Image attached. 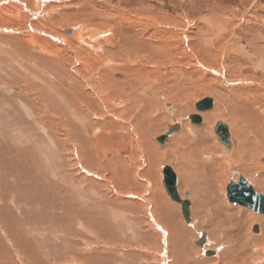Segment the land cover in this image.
Here are the masks:
<instances>
[{
	"label": "rangeland",
	"instance_id": "rangeland-1",
	"mask_svg": "<svg viewBox=\"0 0 264 264\" xmlns=\"http://www.w3.org/2000/svg\"><path fill=\"white\" fill-rule=\"evenodd\" d=\"M124 22L139 31L154 25L158 30L149 31L158 36L163 32L170 42L161 54L144 50L142 57L154 59L147 72L128 74L130 87H138L139 108L128 109L130 97L120 91L106 102L100 91L112 84V77L107 81L108 75L100 76L102 58H94L89 44L78 42L90 30L105 33L100 42L109 33L116 42L124 43L125 36L135 41L134 33L122 31ZM69 29H76L80 39L70 38ZM116 47L107 44L105 52ZM112 55L125 64L139 60ZM121 79L116 75L115 80ZM89 88L96 91L89 93ZM205 98L213 99L214 107L198 112L195 104ZM193 112L214 113L211 127L228 124L232 148L227 150L214 132V153L200 139L189 142L185 136L190 130L206 127L190 122ZM259 118H264V0H0V162L10 170L7 161L24 154L25 160L15 162L25 166L19 176L38 189L44 180L54 183L62 196L56 204L66 199L70 209L84 206L81 210L93 212L94 227L111 228L108 236L98 228L89 234L88 248L77 234L61 235V242L52 235L34 236L37 240L16 235L24 226L16 223L15 228L14 222L9 225L15 231L12 237L0 219V264H59L90 250L119 253L116 264H160L152 257L162 246L170 253L184 248L193 264H221L218 255L233 246L230 238L243 248L238 260L229 263L264 264V215L226 197L227 185L240 175L264 195V120ZM176 123L182 131L160 144L157 138ZM244 126L256 144L233 156L239 143L249 142ZM238 127L245 134L239 136ZM77 134L92 137L90 166L72 153L79 140L70 135ZM169 165L180 169L179 192L194 205L190 222L165 191L162 169ZM184 191L192 192V198ZM223 211L238 221L230 222ZM256 225L259 231L254 233ZM201 234L208 237L202 249L196 245ZM250 237L257 238L256 247ZM204 250L215 253L205 255ZM258 252L263 254L255 261ZM248 253L253 255L250 262Z\"/></svg>",
	"mask_w": 264,
	"mask_h": 264
},
{
	"label": "bare ground",
	"instance_id": "bare-ground-1",
	"mask_svg": "<svg viewBox=\"0 0 264 264\" xmlns=\"http://www.w3.org/2000/svg\"><path fill=\"white\" fill-rule=\"evenodd\" d=\"M108 25H107V27H108V30H109L111 28V25H109V26ZM121 27H122V31L125 32V33L126 32L134 33L135 41H131L132 38H129V37L125 36V38L127 40H129V41L124 40V43H122L121 41H117L116 42V38L112 34L109 33L108 36L105 39H103L102 42H100L101 36L104 35V37H105V33L104 32L103 33L94 32L93 30H90V31L88 30L89 32H87L88 33V38L87 39H85V38H81L80 39V35H79V33H78V31L76 29H69V33H70L69 36L72 39H76V40L80 39L78 42L81 43V44H85V43L89 44L90 45V46L88 45V47L90 48L89 52L92 53L94 56H96L94 58H102L101 61H98L97 59L96 60L100 64L101 63H103V64L105 63L104 64V71H103L102 74H100V76L108 75L107 78L105 77L107 79V81H108V78H110V75L112 77V84L110 86L103 87L104 90L100 91V95H102V97L104 99H106V102L110 103L112 98L116 97L115 94H119L118 91H120V93H124L126 96L130 97V98H128V99H130V101H129L130 106H128V109H129V107L130 108L131 107H138L139 108L138 104H136L137 102L140 103V101H141L140 95L138 96L136 94V89L138 87L136 86L137 87L136 89H134L133 87H130V85L128 84V82H129L128 74L137 75L138 72H142V71L143 72H147L149 67L151 66V64L153 65V60L154 59L152 57H150L149 55H147L145 57H142L143 53L145 51H147L149 53L155 52V53H158V54L160 53L161 54V52L164 50V48L168 49V47H170L169 46L170 42H166L167 38H166V36H165V34L163 32H162L163 35H159L158 36V34H156V33L152 34L149 31L150 28H156V30H158V28L155 27L154 25L149 26V27H148V25L144 26V30L141 29V31L136 30L134 28V26L132 27V25L130 23H128V22L127 23L124 22L123 24H121ZM112 43H114L115 46L117 44V47H116L117 49L115 50L114 48H112L114 50L110 51L109 53L105 52V50L109 49V48H107V44L111 46ZM117 52L120 53L122 58H125L126 60H130L131 57H136V58L138 57L139 60L138 61H134V62H129V63L127 62V64H125V62L120 60L121 58H119V57L118 58L117 57L114 58L113 57L112 54L113 53L115 54ZM101 54H103V55H101ZM88 56H89V54H88ZM91 56L92 55H90L89 57H91ZM155 63H158V61H155ZM109 65H110V67H109ZM134 66H136V67H134ZM150 71H152V69H150ZM116 75L117 76L118 75L122 76V78H123V80L121 79L122 83H120V81L115 80ZM135 75H133L134 79H136ZM134 79H131V80L133 81ZM126 83L129 86H127ZM144 83H145V81H144ZM118 84H121V86H118ZM74 86L75 85H73V87ZM126 87H128V91H124V89ZM92 90H93V92L91 91V89L87 90V91L89 93H94L96 91V90H94V88ZM150 96H151V94H150ZM132 98H134L133 101H132ZM72 99L73 100L77 99V97L72 96ZM113 100H115V98ZM143 100H145V99H143ZM212 101H213V106H212V108H213L215 102H214L213 99H212ZM67 102H68V105H69V101H67ZM83 104H84V106L89 107V105L86 104V102H83ZM123 106L126 108V106L124 105V102H123ZM198 112H193V114H191V115L200 116L201 122H199L197 124L199 125L200 123L201 124L205 123L206 124L205 128L208 129L209 132H211V135L213 134V132L216 135L215 130H214L216 122H215V124L212 125V127L209 126L212 123V121L215 119L216 115L214 113H211V114L203 116V115H201ZM202 112H205V111H202ZM262 119L264 120V118H259V120H262ZM194 125H196V124H194ZM174 126H179V128L175 132L171 133V135L168 138L173 137L174 135H176L180 131H182L181 130L182 126H180V124L176 123V124H174ZM246 126L242 127V129L246 128L245 130L247 131L246 132L247 134H245V132L240 127L236 128V131H237L238 135H239V133L243 132L245 134L244 139L246 141L248 140L249 142L247 141L248 143H245V144L243 142L239 143V145L236 147V151L233 153L234 154L233 156L237 155V157H238V155L249 151L248 148L252 147V145L255 143L254 141L256 139L253 138V140H252L253 142H252L251 138L248 136V131H249L248 128H249V126H247L248 128ZM226 127H227V130H228V133H229V137H230V145L228 147H226V149L228 150V149L232 148L234 141H233V138H232L231 129L229 128L228 124L226 125ZM167 129H169V127ZM210 129H211V131H210ZM70 136H71L73 141H76V139L79 140L78 148L76 150L75 149L72 150L73 155L80 156V159L83 160V162L85 164L87 163L89 166H90V164H93L92 163L93 161H91V159L93 158L92 157L93 153L91 152V147H90V145L88 143V142H90L91 146H93L92 145V142H93L92 141V137L87 138V136L84 137V136H82L80 134L73 135V136L70 135ZM165 141H166V139H165ZM217 141H219V140H217ZM0 145L2 146V144H0ZM13 146L14 147H12V148L14 149V151H19L20 148L18 146H16V145H13ZM29 154H30V152H29ZM10 155H12V154H10ZM4 156H6V155L4 154ZM24 156H25L24 154L20 155L17 158H15L13 156L14 157V161L12 163H9L7 161V166H10V167L12 166V168L10 170H13L14 173H11L12 171H10L8 168H6V166H4V165H6L4 163V161H3V164L0 162V205L2 207L7 208L6 210H4L3 208H0V219L4 223L3 226L8 228L6 230L9 231V234L12 237H14L13 235L15 234V231L13 230V227H11L9 225L13 224V222L15 223V228H16V223L19 224L20 226L21 225L24 226L23 229L21 230L23 232H19L16 235L22 234L23 236H27L26 234H28V235H30V237H34L35 236L37 238L40 237L41 234H42V237H45L46 235H48V236L52 235V237L54 239L53 240L54 242H61V240H59V239H62L61 235H64V236H72L73 235V236L76 237V234H77V235H79L78 237H81L82 241H84L88 245V248L91 245V243L89 242L90 241L89 234L93 235L94 234L93 233L94 230H98L99 229L106 236H108V234L110 233L111 228H108L107 226H105L103 224H97V226L94 227V221L92 220V218L90 216V215H92L93 212H90V211L87 212V210H81V207L83 208L84 206L75 205L77 209H70L68 204H67V202H66V199L63 200L64 204H56V202H55L56 198L58 199V198H60L62 196L59 194V192L55 191V189H54L55 187L51 186V185L54 184L53 182H52L53 184H50V183L48 184L44 180V182H41V183H44V185L42 186L41 189H38V188L34 187V184H33L31 179L25 178L24 176H19L18 173L22 172V168L25 170V166L20 165L22 167L21 168L15 162L18 159H21V157H22V159H21L22 161L25 160ZM5 161H6V159H5ZM168 167L175 174L176 187H177V191L179 193L180 199L187 200V199H185V198H183L181 196V194L179 192V189H178L179 187L177 185V183L180 182V177H179V174H178L180 169L179 170H177L178 168L174 169L170 165ZM83 169H85V168H83ZM87 171L88 170H86L85 172H87ZM49 176L52 179H54V180L58 179V177L56 176V174L53 171L49 172ZM162 176H163V174H162ZM259 179H260V177L257 179L258 182H259ZM232 181H234V180H232ZM235 182H237V181H235ZM45 183L47 184V186H46ZM253 189H254V187H253ZM184 196H188V192H184ZM175 203H178V202H175ZM190 204H191V201H190ZM231 204H234V203H231ZM192 207H194V205L193 206H191V205L189 206L190 218H189V220L187 222H190L191 220H193L194 215L192 213ZM83 209H85V207ZM219 210H222V208L218 209L217 211H219ZM181 213H182V210H181ZM222 214H223V216L225 218H227L232 223L235 220V218H237V217L234 218V216H232V214H230V215L226 214L225 211H223ZM78 219L80 221H78ZM236 220L238 221V218ZM253 220L254 221H260V219L257 218V217H254ZM226 221L227 220L223 221L224 222L223 224H226ZM84 223H86L88 225L87 228L84 225ZM108 223L109 222H106V225H108ZM227 224H230V223H227ZM109 225H110V223H109ZM109 227H111V226H109ZM254 228H255V226H254ZM254 228H252L253 232L255 230ZM258 229H259V226H258ZM258 229L256 230V232L259 231ZM110 236H111V234H110ZM202 236L205 237V242H203L204 244L202 243L203 245L201 247L197 244V242H200L201 239H199V241L196 242V245L198 247H200L201 249L204 248V246L206 245V243L208 241V237H207L206 234H201V237ZM37 238H35L34 240H37ZM263 239H264V237H263ZM228 240L233 243V246L220 252V254L218 255L217 259L220 260L221 264H231L232 262L229 263L230 259H233L232 261L235 262V260H238L239 256L242 254L241 253L242 252V248H243L242 245H241L242 243L240 244V242H238L239 244H237V243H235L236 241L232 240L231 238L228 239ZM241 240H243V239H241ZM256 240H257V238L252 237L250 239V244L252 243V245L255 246V244L257 243ZM243 243H244V246H245V242H243ZM246 243H248V242H246ZM77 245H80V243L77 244ZM86 247L87 246H85V248ZM95 247H96V245H95ZM160 249L161 250L159 252V255L158 256L156 255L157 257H155L153 255V257H152V259H156L155 261H157L160 264H193L192 262H193V258L194 257H189L187 252L185 250H183L184 248H180L179 250L171 251V253L170 252H166L165 249H164V246L160 247ZM73 250H74V248H73ZM244 250L247 251L248 249H245V247H244ZM260 250L264 251V247L262 249H260ZM103 251L104 250H98L96 252H93V251L90 250V251H88V253H86L87 251L85 253L83 251H80V252L78 251V252L74 253L73 256H71L72 259L69 258V257H65V258L60 259L59 260L60 261L59 264H116L117 258L121 257V255L119 253H117L118 254L117 256H115V255H113V256L103 255V253H101ZM208 253H209L208 251L204 250V254L205 255L208 254ZM214 253H215V250H214V252H212V254H214ZM193 254H195V253H193ZM261 254H263V253H261ZM261 254H259V252H258L255 255L256 256L255 261L257 259H259V256ZM208 255H210V254H208ZM248 255H249V253H248ZM250 256H253V255H249V257ZM245 257H248V256H245ZM249 257L247 259H249ZM3 258H4V256H3ZM203 260L204 259L202 258V261ZM250 260L252 261L251 257L249 259V262H250ZM239 264H247V262L246 263L242 262V263H239Z\"/></svg>",
	"mask_w": 264,
	"mask_h": 264
},
{
	"label": "water",
	"instance_id": "water-1",
	"mask_svg": "<svg viewBox=\"0 0 264 264\" xmlns=\"http://www.w3.org/2000/svg\"><path fill=\"white\" fill-rule=\"evenodd\" d=\"M213 106V101L211 98H205L195 104L197 111L202 112L211 109ZM190 122L192 124H197L201 122V118L198 115H190ZM179 126H171L168 131L161 137L157 138V141L162 144L165 139H167L171 133L178 130ZM217 139L225 147L230 145V137L226 125L222 122H218L214 127ZM163 173V185L167 195L174 202H178L181 206L182 215L186 221L190 218L189 206L190 202L188 200L180 199L179 193L176 187V177L173 171L168 166H164L162 169ZM226 196L230 203L238 204L243 207H247L257 214L264 215V195L255 192L253 187L243 178L242 175L239 176L238 181H231L226 187ZM254 232L258 229L255 226ZM204 236V235H203ZM200 237V242L197 244L201 247L205 242V237ZM203 243V244H202ZM208 254H212L209 252Z\"/></svg>",
	"mask_w": 264,
	"mask_h": 264
},
{
	"label": "crops",
	"instance_id": "crops-1",
	"mask_svg": "<svg viewBox=\"0 0 264 264\" xmlns=\"http://www.w3.org/2000/svg\"><path fill=\"white\" fill-rule=\"evenodd\" d=\"M200 125H201V123H200ZM201 128H196V129L190 130L189 131L190 133L188 134V136H185L186 139H189V142H191V141H193L195 139L196 140L200 139V141H201L200 144H203L205 147L208 146V145H210V146L207 147V149H210L214 153V150H215L216 146L214 144V141H213V138H212L211 133L205 127L202 128V129ZM190 149H195V148L192 147ZM185 181L186 180H184L183 182H185ZM185 183H184V185L186 186ZM177 185H179V183H177ZM184 192H188V191H184ZM188 196H190V198H192L191 197L192 196V192H188ZM191 204H192V202H191Z\"/></svg>",
	"mask_w": 264,
	"mask_h": 264
},
{
	"label": "flooded vegetation",
	"instance_id": "flooded-vegetation-1",
	"mask_svg": "<svg viewBox=\"0 0 264 264\" xmlns=\"http://www.w3.org/2000/svg\"><path fill=\"white\" fill-rule=\"evenodd\" d=\"M257 226V225H256ZM259 230V229H258ZM258 232V231H257Z\"/></svg>",
	"mask_w": 264,
	"mask_h": 264
}]
</instances>
